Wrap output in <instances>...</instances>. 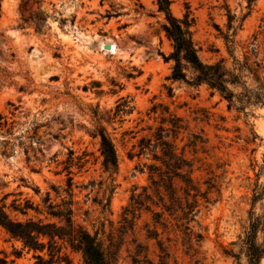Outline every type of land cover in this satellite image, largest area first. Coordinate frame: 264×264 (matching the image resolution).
<instances>
[{
	"label": "rangeland",
	"instance_id": "1",
	"mask_svg": "<svg viewBox=\"0 0 264 264\" xmlns=\"http://www.w3.org/2000/svg\"><path fill=\"white\" fill-rule=\"evenodd\" d=\"M19 2L0 0V204L4 211L19 222L29 218L57 222L44 213L43 200L46 193L53 204L67 200L63 189L71 175L75 219L89 228L94 224V229L104 222V239L112 238L115 248L112 264H158L161 252L156 240L146 237L147 229L157 232L169 252V264H195V260L233 264L220 253V244L228 245L241 233L251 189L256 181L264 185V105H246L243 114L229 110L227 101L217 93L211 95L204 85L195 89L170 81L172 61L164 57L172 45L155 0H40L47 14L40 33L23 23ZM171 11L178 19L185 15L190 19L191 38L203 61L227 57L223 37L233 33L237 55L255 39L259 56H264V0H173ZM109 41L115 45L114 53L101 45ZM152 103L168 106L206 141L194 151L186 148L201 192L212 184L208 193L198 197V213L190 223L193 232L204 238L193 240L190 249L174 220L166 226L156 224L143 208L135 212L134 228L120 232L131 193H141L148 185L146 172L136 168L147 160L128 153H136L138 140L149 133L147 126L156 124L147 115ZM97 125L112 139L118 160L110 213L105 214L95 204L109 195L111 183L102 168L98 138L91 135ZM186 135H179V149ZM83 152L85 162L80 165L77 157ZM70 157L68 175L64 167ZM147 194L158 202L151 190ZM151 209L160 211V205ZM84 210L89 211V222L83 221ZM255 211H264V199ZM137 243L147 245V254L137 251ZM58 250L68 264H86L82 253L67 244L59 241L53 251ZM37 254L48 259L47 247ZM133 258L140 261L135 263ZM0 260H5L0 264L42 262L2 226Z\"/></svg>",
	"mask_w": 264,
	"mask_h": 264
},
{
	"label": "trees",
	"instance_id": "2",
	"mask_svg": "<svg viewBox=\"0 0 264 264\" xmlns=\"http://www.w3.org/2000/svg\"><path fill=\"white\" fill-rule=\"evenodd\" d=\"M172 2L173 0H155L157 11L163 15L165 21L164 34L172 45L171 53L164 57L166 61H172L168 79L172 82L185 83L195 89L204 85L211 95L217 93L226 100L229 110L234 108L243 114H246V105H264V56H259L255 39L246 46L248 50L237 55L235 33L227 34L223 37L227 57L203 61L191 38L190 19L187 15L183 19L175 17L171 11ZM18 11L23 23L31 24L37 33L42 31L47 14L41 10L40 0H20ZM167 89V95L172 96L170 88ZM147 115L150 117L152 115L156 124L147 126L149 133L138 140L136 153L129 152L128 155L129 157L136 155L147 160V162H139L136 168L140 172H146L148 185L142 187L141 193L134 191L131 193L130 204L125 207L126 212L122 216L120 232L126 233L127 228H134L135 212L143 208L152 214V221L156 224L166 226L170 222L169 219L174 220L183 240L188 241L186 248L190 249L193 240L199 242L204 238L203 234L193 232L190 223L195 222L198 213V197L208 193L212 184L209 182L207 190L201 192L200 186L193 177L194 161L188 156L186 148L194 151L198 144L206 141L201 135L191 132L187 122L170 111L166 105L152 103ZM183 133H187V141L179 149L177 139ZM91 135L98 138L102 168L109 174L111 180L107 188L109 195L100 198L95 204L99 207L100 214L110 213V197L115 187L113 175L118 165L116 148L102 125H97ZM85 155L86 153L83 152L81 157H77L82 160L79 161L80 165L85 162L83 160ZM72 161L70 157L64 167L68 175L71 173L69 169ZM72 187L70 175L66 178V188L63 189L68 199L61 200L60 204L50 202L49 194L46 193L43 200L44 213L50 218H56L57 222L44 221L40 218L36 220L29 218L24 222L15 221L0 204V226L10 237L20 240L23 249L33 251V256L42 261L37 264H63V262L68 264L59 250L53 251L59 241L67 244L71 249L79 250L86 264H112L115 248L112 238L104 239V222H100V227L95 229L94 224L89 228L77 222L73 208L75 202ZM148 190L158 197L160 204L152 200L147 194ZM263 199L264 185L256 181L251 189L246 226L228 245L220 244V253L232 259L233 264H261L264 259V211L259 213L255 211L256 204ZM151 205L157 207L160 205V211L152 210ZM36 212L41 213L37 209ZM84 214L86 218L83 221L89 222V211L84 210ZM165 214L168 218L164 217ZM129 215L132 219L128 218ZM146 231V237L154 238L161 252L158 264H169V252L158 239L157 232L154 230L153 234L151 232L153 230ZM43 238L47 239L46 243L42 241ZM45 246L48 259L43 260L37 251H43ZM136 247L139 253L144 251L147 254V245L137 243ZM144 257L147 259L146 255ZM0 261L5 263V260ZM133 261L138 263L140 260L133 258ZM195 264L202 263L195 260Z\"/></svg>",
	"mask_w": 264,
	"mask_h": 264
},
{
	"label": "bare ground",
	"instance_id": "3",
	"mask_svg": "<svg viewBox=\"0 0 264 264\" xmlns=\"http://www.w3.org/2000/svg\"><path fill=\"white\" fill-rule=\"evenodd\" d=\"M106 43H108V44H110V49L109 50H107L108 51V53H114L115 52V45H114V43H112V41L110 42H106ZM105 43H101V45L103 46Z\"/></svg>",
	"mask_w": 264,
	"mask_h": 264
},
{
	"label": "water",
	"instance_id": "4",
	"mask_svg": "<svg viewBox=\"0 0 264 264\" xmlns=\"http://www.w3.org/2000/svg\"><path fill=\"white\" fill-rule=\"evenodd\" d=\"M103 49H105V50H109V49H110V44L105 43V44L103 45Z\"/></svg>",
	"mask_w": 264,
	"mask_h": 264
}]
</instances>
